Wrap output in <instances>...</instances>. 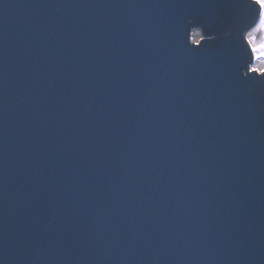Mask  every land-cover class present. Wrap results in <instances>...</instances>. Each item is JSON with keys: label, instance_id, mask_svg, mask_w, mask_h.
Instances as JSON below:
<instances>
[{"label": "water", "instance_id": "95a60500", "mask_svg": "<svg viewBox=\"0 0 264 264\" xmlns=\"http://www.w3.org/2000/svg\"><path fill=\"white\" fill-rule=\"evenodd\" d=\"M258 12L0 0V264H264Z\"/></svg>", "mask_w": 264, "mask_h": 264}, {"label": "snow or ice", "instance_id": "6c2138e0", "mask_svg": "<svg viewBox=\"0 0 264 264\" xmlns=\"http://www.w3.org/2000/svg\"><path fill=\"white\" fill-rule=\"evenodd\" d=\"M248 2L259 8L258 19L254 21L250 30L243 33V40L246 41L247 46L251 49L256 65L248 64L243 75L249 77L250 74H258L264 77V26H262L264 25V0H248ZM212 39L216 41L218 37L214 36Z\"/></svg>", "mask_w": 264, "mask_h": 264}, {"label": "rangeland", "instance_id": "374dc122", "mask_svg": "<svg viewBox=\"0 0 264 264\" xmlns=\"http://www.w3.org/2000/svg\"><path fill=\"white\" fill-rule=\"evenodd\" d=\"M202 38L203 37H202L201 30H199V29H193L191 31V34H190V40H191V42L198 44L200 42V40H202ZM255 65H256V62H254L253 66H255Z\"/></svg>", "mask_w": 264, "mask_h": 264}, {"label": "clouds", "instance_id": "9594fccd", "mask_svg": "<svg viewBox=\"0 0 264 264\" xmlns=\"http://www.w3.org/2000/svg\"><path fill=\"white\" fill-rule=\"evenodd\" d=\"M262 26H264V25H262Z\"/></svg>", "mask_w": 264, "mask_h": 264}]
</instances>
